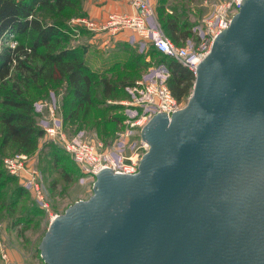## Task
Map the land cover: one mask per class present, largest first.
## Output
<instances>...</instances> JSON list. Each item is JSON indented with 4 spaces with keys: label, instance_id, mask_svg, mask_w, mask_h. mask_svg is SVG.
<instances>
[{
    "label": "water",
    "instance_id": "water-1",
    "mask_svg": "<svg viewBox=\"0 0 264 264\" xmlns=\"http://www.w3.org/2000/svg\"><path fill=\"white\" fill-rule=\"evenodd\" d=\"M135 175L100 171L51 221L46 264H264V0H241Z\"/></svg>",
    "mask_w": 264,
    "mask_h": 264
},
{
    "label": "rangeland",
    "instance_id": "rangeland-1",
    "mask_svg": "<svg viewBox=\"0 0 264 264\" xmlns=\"http://www.w3.org/2000/svg\"><path fill=\"white\" fill-rule=\"evenodd\" d=\"M216 1L153 0L152 5L160 26V17L166 14L174 13L181 20H186L192 33L177 44L195 46L196 36L199 40L203 38L204 20L211 15ZM36 15L43 22L60 25L68 35L63 45L79 48L89 70L97 72V75H109L113 82L130 81L135 85L120 86L112 93L113 97L104 98L103 86L96 84L95 74L90 112L87 116L73 118L69 109L72 95L64 79L32 81L27 74V80L16 82L31 100L34 121L43 130L36 148L24 160L28 172H33L42 198L36 196L28 178L11 175L5 170L3 159L15 153L0 152V170L3 173L0 179V264H46L39 246L53 218L93 195L94 176L77 166L46 133L45 129L53 123L50 109L55 123L69 140L93 143L100 151H111L113 156L120 152L127 155L140 144V127L131 123L144 112L137 102L141 83L154 79L163 82L167 76L163 61L166 59L153 53L147 43L129 31H123L115 39L108 32L89 30L78 22L77 19L89 17L86 0H73L71 7L61 11L37 6ZM7 40L5 44L9 46L17 43L14 38ZM24 74L18 73L17 76L21 78ZM12 82L8 80L0 92L8 90Z\"/></svg>",
    "mask_w": 264,
    "mask_h": 264
},
{
    "label": "trees",
    "instance_id": "trees-1",
    "mask_svg": "<svg viewBox=\"0 0 264 264\" xmlns=\"http://www.w3.org/2000/svg\"><path fill=\"white\" fill-rule=\"evenodd\" d=\"M72 5L73 0H0V88H5L8 80L13 81L8 90L0 92L2 153L28 154L36 148L38 138L43 135V130L34 121L31 100L16 83L19 79L27 80L29 76L32 81L64 79L72 95L69 109L73 118L89 114L93 105L95 74L96 84L103 86L104 98L113 97L112 93L120 86L135 85L130 81L113 82L109 75H97V72L89 70L79 48L63 45L68 35L60 25L43 22L36 15L37 6L61 11ZM160 20L164 32L175 44L186 40L192 33L186 20H181L174 13L162 15ZM9 34L17 40L14 47L5 44ZM199 41L196 36L195 46ZM149 47L153 53L166 59L163 60L167 70L164 82L171 94L178 101L187 100L193 88V72L179 61L157 52L151 45ZM18 73L25 74L20 78ZM2 176L0 170V179Z\"/></svg>",
    "mask_w": 264,
    "mask_h": 264
},
{
    "label": "built area",
    "instance_id": "built-area-1",
    "mask_svg": "<svg viewBox=\"0 0 264 264\" xmlns=\"http://www.w3.org/2000/svg\"><path fill=\"white\" fill-rule=\"evenodd\" d=\"M119 1V0H110ZM125 1L127 10H110L104 18L84 17L77 19L89 30L108 32L116 35L123 31H129L141 42L152 46L157 52L173 58L187 66L195 75L198 64L208 54L215 36L227 28L235 13L240 8L241 0H217L213 6L211 15L204 20L205 32L196 46L177 45L164 32L154 16L153 0H120ZM13 38L12 34H9ZM11 40V39H10ZM11 42V41H10ZM16 44H10L14 47ZM144 112L138 116L131 125L142 127L156 113H166L168 118L185 106L183 101H178L170 92L163 81L157 79L141 83L139 98L137 100ZM53 123L45 131L49 138L71 157L85 172L96 179L97 174L109 169L114 174L135 175L139 171L142 156L149 149V144L140 137V144L130 154L124 152L113 156L111 151H100L95 144L90 142H76L69 140L63 130L55 123L53 111L50 109ZM128 134L126 133L125 136ZM27 154H15L3 159L7 172L14 176L28 178L31 188L36 196L41 199V192L33 172H28L24 164ZM5 257V256H4Z\"/></svg>",
    "mask_w": 264,
    "mask_h": 264
},
{
    "label": "crops",
    "instance_id": "crops-1",
    "mask_svg": "<svg viewBox=\"0 0 264 264\" xmlns=\"http://www.w3.org/2000/svg\"><path fill=\"white\" fill-rule=\"evenodd\" d=\"M127 4L125 1H110V0H86V11L88 16L91 18H96V20H100L104 18V16L110 10H127ZM122 32L114 35L115 39ZM132 35V34H131ZM133 36V35H132Z\"/></svg>",
    "mask_w": 264,
    "mask_h": 264
},
{
    "label": "bare ground",
    "instance_id": "bare-ground-1",
    "mask_svg": "<svg viewBox=\"0 0 264 264\" xmlns=\"http://www.w3.org/2000/svg\"><path fill=\"white\" fill-rule=\"evenodd\" d=\"M56 217H57V216H56ZM56 217H54L53 220H55ZM53 220H52V221H53Z\"/></svg>",
    "mask_w": 264,
    "mask_h": 264
}]
</instances>
